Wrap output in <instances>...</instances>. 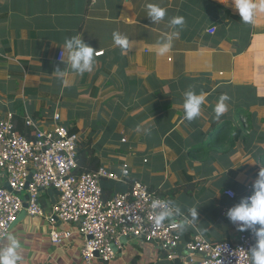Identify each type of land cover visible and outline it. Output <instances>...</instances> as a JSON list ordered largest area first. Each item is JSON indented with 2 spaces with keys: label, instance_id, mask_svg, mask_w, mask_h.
<instances>
[{
  "label": "crops",
  "instance_id": "0c3cea01",
  "mask_svg": "<svg viewBox=\"0 0 264 264\" xmlns=\"http://www.w3.org/2000/svg\"><path fill=\"white\" fill-rule=\"evenodd\" d=\"M148 3L166 8L163 21L152 23ZM177 16L185 21L180 38L158 57L154 46ZM114 32L127 36L130 48L116 46ZM74 35L97 49L90 73L74 75L60 63L65 39ZM57 66L69 71L68 84L53 74ZM190 90L206 97L193 121L183 108ZM223 95L228 111L217 120L214 109ZM7 113L32 116L45 128L59 114L60 124L91 142V169L106 167L121 176L126 163L130 183L141 181L186 215L199 209L181 231L182 242L197 235L212 243L235 242L245 231L254 236L239 230L227 212L264 169V13L245 23L231 0H0V114ZM226 121L233 148L199 153L197 145ZM232 126L240 129L237 139ZM129 182L103 178L104 196L129 190ZM58 195L42 189L43 214L27 213L11 228L23 245L21 264H86L77 226L53 216ZM28 225L31 231H25ZM53 231L71 236L54 243ZM121 243L114 259L98 264H187L168 259L151 241L128 237Z\"/></svg>",
  "mask_w": 264,
  "mask_h": 264
},
{
  "label": "built area",
  "instance_id": "2783aa9c",
  "mask_svg": "<svg viewBox=\"0 0 264 264\" xmlns=\"http://www.w3.org/2000/svg\"><path fill=\"white\" fill-rule=\"evenodd\" d=\"M214 32L212 29L211 33ZM24 120L30 135L16 129L13 113L0 114V242L9 235L25 203L28 214L42 215L40 192L54 188L59 195L53 216L77 226L85 239L81 254L86 264L114 259L122 247V237L154 242L168 259H181L187 264H252L249 249L256 241L249 232L241 233L235 242L212 243L201 235L182 242L177 227L180 217L157 225L150 205L154 199H167L141 181L130 183L128 164L123 165L121 176L106 167L77 173L80 137L60 124V115H54L50 128L43 127L32 116ZM103 178L128 181L130 189L107 198L101 184ZM252 193L250 184L245 197ZM227 194L236 197L232 190ZM70 236L69 231H53L51 240L61 243ZM196 254L202 258H195Z\"/></svg>",
  "mask_w": 264,
  "mask_h": 264
},
{
  "label": "clouds",
  "instance_id": "9594fccd",
  "mask_svg": "<svg viewBox=\"0 0 264 264\" xmlns=\"http://www.w3.org/2000/svg\"><path fill=\"white\" fill-rule=\"evenodd\" d=\"M235 10L238 12L240 19L245 23H251L254 18L264 13V0H231ZM147 17L153 24L163 21L166 16V8L156 3H148ZM183 17H172L168 20L167 25L172 31L165 33L154 46L156 56L164 57L172 49L174 40L180 38V28L184 25ZM113 41L116 46L123 50L130 48V42L127 36L119 33H113ZM60 63L67 65V68L74 75H82L93 71L97 63V49L87 44L81 35H74L66 38L64 47L61 48ZM65 51L67 52V60L64 59ZM64 84L69 81L66 77L69 71L64 68L56 67L53 72ZM227 95L220 97L219 102L215 106V119L219 120L222 115L228 111ZM205 94L203 92L197 94L195 91H187L184 93L183 108L184 116L188 121H193L201 113V107L205 104ZM141 129L138 127L137 131ZM146 134H150V129H143ZM155 213V221L157 225L166 219L181 217L177 227L180 231H184L191 223H193L199 215L197 208L193 207L188 210L187 215L182 211L181 207L172 200L154 199L150 205ZM228 219L239 226V230H251L255 236L256 242L249 249L252 264H264V169H260L258 176L253 183V193L244 197L235 206L231 207L227 212ZM31 225L26 226L25 231H31ZM24 259L23 245L14 234H9L5 241L0 244V264H21Z\"/></svg>",
  "mask_w": 264,
  "mask_h": 264
},
{
  "label": "trees",
  "instance_id": "16d2710c",
  "mask_svg": "<svg viewBox=\"0 0 264 264\" xmlns=\"http://www.w3.org/2000/svg\"><path fill=\"white\" fill-rule=\"evenodd\" d=\"M16 119V129L18 131H20L21 133L30 135V128H28L25 125V120L18 118L15 116ZM229 124V125H226ZM231 123H229L228 121L226 122H221L220 124L216 125L214 129H212L209 134L204 138V140L202 141L201 144L197 145L196 150L200 151L199 153L202 154H210L211 152H216L218 153L219 151H228L229 149H231V147L233 148L234 143H232V145L229 146V142L231 140V135L232 132L227 131V129H229L231 127L230 125ZM245 124V123H243ZM223 127L224 131H222ZM233 131H235L236 134V139L239 136V130L240 129H236L234 126H232ZM74 132V131H72ZM90 141L88 142H79V148H78V168L76 169L77 173H81L83 171H89V170H93L91 169V166H87L86 164V159L89 155L90 152ZM98 167V166H96ZM95 169V168H94ZM179 264V262H178Z\"/></svg>",
  "mask_w": 264,
  "mask_h": 264
},
{
  "label": "water",
  "instance_id": "95a60500",
  "mask_svg": "<svg viewBox=\"0 0 264 264\" xmlns=\"http://www.w3.org/2000/svg\"><path fill=\"white\" fill-rule=\"evenodd\" d=\"M29 180H31V176L29 177ZM7 187L10 189L9 185L7 184ZM24 210L21 211V213L19 214L18 218L14 221V223L12 224V227L19 221L21 220V218H23L25 215H27V207H28V204L25 203L24 205ZM128 237H122L121 240L124 242L127 240Z\"/></svg>",
  "mask_w": 264,
  "mask_h": 264
}]
</instances>
